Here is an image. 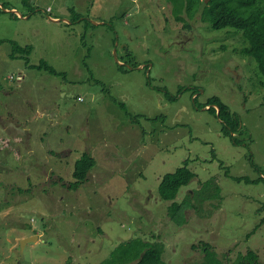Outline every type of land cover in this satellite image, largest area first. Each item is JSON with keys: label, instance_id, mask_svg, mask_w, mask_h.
<instances>
[{"label": "rangeland", "instance_id": "374dc122", "mask_svg": "<svg viewBox=\"0 0 264 264\" xmlns=\"http://www.w3.org/2000/svg\"><path fill=\"white\" fill-rule=\"evenodd\" d=\"M182 17L168 0H0V264H102L134 237L169 264L201 263V242L264 264L263 79L241 33ZM215 97L240 118L232 137ZM187 163L196 176L163 200Z\"/></svg>", "mask_w": 264, "mask_h": 264}, {"label": "trees", "instance_id": "16d2710c", "mask_svg": "<svg viewBox=\"0 0 264 264\" xmlns=\"http://www.w3.org/2000/svg\"><path fill=\"white\" fill-rule=\"evenodd\" d=\"M168 3L171 6L173 16L179 22H185L186 27H190V25L186 23V19L182 15L187 13L190 19H194L198 12H201L204 22L209 23L214 30L232 28L238 33H241L245 41L249 44V47H245L243 51L256 61L259 74L263 79L262 84L264 85V0H168ZM14 45L15 54L12 55L13 58H16L18 54H20L19 58L24 57V53L29 54V48H22L18 44ZM43 63L45 62L43 61L41 65L34 67L46 69L52 75L61 76L56 70ZM133 65L134 67L137 66V64ZM124 69L126 68L124 67ZM170 98L172 99V97ZM205 106L212 107L210 108V112L216 115L218 113V117L222 120V131L225 136L232 137V133H236L240 129L239 116L233 114L231 109L220 101L219 98L209 99ZM234 142L237 141L234 140ZM95 165L96 159L93 156L88 153L83 154L75 162L73 170L74 181L70 183L69 188L71 190H77L81 185L86 183ZM195 176V173L188 167V163L178 168L176 172L165 175L159 186L161 198L163 200H175L180 189L187 186ZM206 185L207 183L205 187ZM181 210L182 205L176 202L169 207V211L173 215L172 217H176ZM192 248L201 249L204 255V260L196 264H229L219 258L210 243L201 242L198 245H193ZM102 264L169 263L165 262L162 245L134 237L116 247L111 256ZM232 264L263 263L260 261L259 255L250 249L247 253L240 254Z\"/></svg>", "mask_w": 264, "mask_h": 264}, {"label": "water", "instance_id": "95a60500", "mask_svg": "<svg viewBox=\"0 0 264 264\" xmlns=\"http://www.w3.org/2000/svg\"><path fill=\"white\" fill-rule=\"evenodd\" d=\"M207 1H209V0H207ZM32 241H34V238H28V239L23 240V241H22V246H23V248H24V246H25L28 242H32Z\"/></svg>", "mask_w": 264, "mask_h": 264}]
</instances>
